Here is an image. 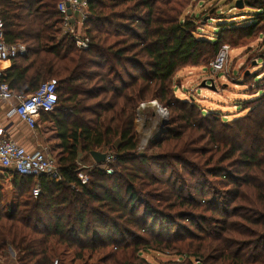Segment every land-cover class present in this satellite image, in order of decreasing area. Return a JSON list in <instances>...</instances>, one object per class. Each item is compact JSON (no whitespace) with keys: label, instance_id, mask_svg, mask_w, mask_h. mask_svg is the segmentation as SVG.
<instances>
[{"label":"trees","instance_id":"trees-1","mask_svg":"<svg viewBox=\"0 0 264 264\" xmlns=\"http://www.w3.org/2000/svg\"><path fill=\"white\" fill-rule=\"evenodd\" d=\"M61 1L0 3L5 41L27 48L3 63L5 80L24 96L58 82L57 108L41 121L54 125L62 148L61 180L41 176L38 197L33 178L0 171V254L10 246L17 264H53L60 246L74 264L95 256L133 264L143 251L169 250L201 264H264V73L254 76L255 99L238 104L247 115L227 134L226 122L172 87L182 68L212 63L223 46L264 30V0H237L251 11L247 19L219 24L212 41L184 17L193 0H88V50L63 34ZM153 101L170 115L150 141L157 153L147 156L138 153L135 122L140 105ZM92 152L113 155L112 175L95 161L88 172L79 167ZM206 176L224 190L208 197Z\"/></svg>","mask_w":264,"mask_h":264},{"label":"rangeland","instance_id":"rangeland-1","mask_svg":"<svg viewBox=\"0 0 264 264\" xmlns=\"http://www.w3.org/2000/svg\"><path fill=\"white\" fill-rule=\"evenodd\" d=\"M236 1L237 0H193L184 11V17L198 24V33H200L201 37L212 41L215 36L214 33L218 31L217 26L219 24L230 21L240 23L247 19V15L251 11L249 9H239L236 5ZM212 13H214L215 16H213ZM216 15L218 18L225 17L228 19L218 21L217 19L211 18L216 17ZM242 15H245V17ZM203 17H205L204 20H202ZM82 33L85 35L84 30ZM212 63L209 61V63L205 65L182 68L173 77L172 87L175 90L176 96L180 99L192 101L201 108L204 113L216 114V117L226 122V127H222L220 132L222 134H227L226 130L228 127H234L236 125L235 122L245 117L248 113V110H243L238 104L245 101H252L257 96L253 94L251 89H253L252 86L255 85L254 76L256 75L255 77L259 79L261 73H264L263 28L255 32L250 38H241L239 47H230L227 65L223 72L215 73L211 67ZM247 75H250L248 82L246 80ZM203 83H207L209 86L214 84L215 89L212 87H203ZM150 103L140 105L135 122L136 132L140 140L138 153L147 156H152L157 153V149L150 150V141L154 137H157L170 115V112L160 106L158 102L159 107L152 106ZM142 105L145 106L141 107ZM254 105L251 106L254 107ZM49 124V122L44 123L40 121L41 128L39 131L45 133L44 137L53 132L49 129ZM51 126L54 128V125ZM233 130H235V128H233ZM199 147H202V144ZM47 155L51 159L57 161L53 156ZM93 161L92 157L80 155L79 167H85L88 172L92 169L94 164ZM208 177L209 176L205 177L207 182L202 181L203 186L208 190L207 194L210 195L208 197L212 196L213 191L220 192L224 190V187L220 185L218 181ZM7 185L5 186L9 191V198L12 197L13 190L8 183ZM11 251H13V249L9 246L4 253L0 254V264H17L15 252ZM54 254L55 257L58 258L55 259V261L58 260L60 264H74L72 260L73 254L69 252L66 253L60 246L54 247ZM140 256L141 257L135 258L136 260L132 261L133 264H201L196 258H187L185 254L179 255L176 251L169 250L143 251L140 253ZM100 257L101 256L93 257L91 263L100 264ZM75 264H80V262Z\"/></svg>","mask_w":264,"mask_h":264},{"label":"built area","instance_id":"built-area-1","mask_svg":"<svg viewBox=\"0 0 264 264\" xmlns=\"http://www.w3.org/2000/svg\"><path fill=\"white\" fill-rule=\"evenodd\" d=\"M1 3V0H0ZM0 5V14H1ZM58 11L62 16V32L70 36L78 49L88 50L90 47L89 39L82 33L83 24L89 16L88 0H62L58 4ZM72 15L69 16L68 12ZM74 20V23H71ZM230 47L223 46L217 58L211 64L215 73L223 72L227 65ZM27 55V48L21 44L10 45L5 41L4 22L0 15V100L11 102L15 105L9 111L8 118L17 117L32 130H39V119L42 113H52L58 105V82L51 80L40 85L37 91L31 95H15L5 80V69L3 63L13 61L19 57ZM152 106L159 107L156 101L150 103ZM142 105L141 107H144ZM163 111V109L161 108ZM114 161L112 154L106 155L104 170L108 175L114 173L109 165ZM80 166V162H78ZM82 170L85 167H80ZM0 171H11L20 176L33 178L35 187L33 195L38 197L41 194L39 178L41 176L50 177L59 182L61 176L59 173L57 161L51 159L45 151L28 152L23 146L2 136L0 130ZM78 178L82 185L88 184L86 172L80 171ZM11 252H15L14 250ZM16 257V252H15ZM1 261V260H0ZM54 264H60L58 260Z\"/></svg>","mask_w":264,"mask_h":264},{"label":"crops","instance_id":"crops-1","mask_svg":"<svg viewBox=\"0 0 264 264\" xmlns=\"http://www.w3.org/2000/svg\"><path fill=\"white\" fill-rule=\"evenodd\" d=\"M14 105L15 101L6 102L0 100V130H2V136L23 146L28 152L45 151L55 159H58L59 155L62 153V148L55 128L51 126L52 124H49V129L54 133L52 132L44 137L45 133H41L39 131L40 129H30L17 117L8 118L7 114ZM40 121L41 117L39 119V125Z\"/></svg>","mask_w":264,"mask_h":264},{"label":"water","instance_id":"water-1","mask_svg":"<svg viewBox=\"0 0 264 264\" xmlns=\"http://www.w3.org/2000/svg\"><path fill=\"white\" fill-rule=\"evenodd\" d=\"M237 7H238L239 9H243V5H242V2H241V1H239V2L237 3ZM68 15L71 16V15H72V12L69 11V12H68ZM71 23H74V20H71ZM203 87H206V88H211V87H212L213 89H215L214 84L211 85V86H209L207 83H203ZM167 124H168V122L166 121V122L164 123V127H165ZM91 157H92V159H93L98 165H103V164L106 163V154H104V153H101V152H92V153H91Z\"/></svg>","mask_w":264,"mask_h":264}]
</instances>
